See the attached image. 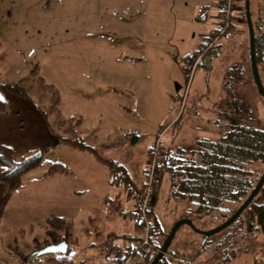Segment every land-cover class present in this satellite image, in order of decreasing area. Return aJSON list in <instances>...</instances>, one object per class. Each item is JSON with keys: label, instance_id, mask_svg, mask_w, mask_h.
Listing matches in <instances>:
<instances>
[{"label": "rangeland", "instance_id": "obj_1", "mask_svg": "<svg viewBox=\"0 0 264 264\" xmlns=\"http://www.w3.org/2000/svg\"><path fill=\"white\" fill-rule=\"evenodd\" d=\"M133 1L0 0V94L20 97L5 87L16 84L25 93L24 98L41 110L44 122L36 131L41 142L38 140L29 151L47 148L42 152L40 166L23 177L19 193L9 201V209L37 208L42 215L37 218L54 215L73 224L67 237L58 234L67 239L71 249L67 253L43 254L40 260L56 257V264H111L110 255L101 253L98 245L109 232L126 231L127 223L115 214V209L126 205L114 200V194H122V189L106 182L101 166L94 178H88L95 167L91 154H78L64 144L53 147L54 134H62L63 127L58 128L57 118L49 112L48 93L39 91L32 82L30 73L35 66L38 76L58 91L59 117H79L76 132L83 141L96 148L101 157L125 164L135 181L141 177L144 151L152 134L151 144L156 133L163 131V149L189 150L197 138L214 139L217 129L213 120L218 112L228 110L227 97L237 98L241 106L252 111L248 112L250 117L264 120V99L251 80L245 20L239 17L236 29L227 30L226 36L219 39L221 50L211 70L201 66L185 71L181 69V59L197 42L198 33L205 35L212 23L208 21L201 30L202 25L193 22L190 13L181 11L178 19L166 13L161 19L163 9L155 5L161 4L159 0H151L154 7L147 10L145 18L140 14L130 20L136 16L135 11L129 15L121 7ZM241 2L239 6L243 8ZM249 8L252 21L261 15L262 24L257 28L263 30L264 0H249ZM233 64L242 69L236 79L225 75ZM24 132L29 134L28 129ZM55 163L64 165L71 174L64 178L53 175L59 180L45 176ZM87 164L91 167L88 172ZM176 186L175 181L162 175L150 208L152 222L156 219L166 233L193 206L187 198H172ZM71 189L77 192L71 193ZM103 195L112 198L115 209L101 206ZM211 211L208 218L192 219L197 229L209 230L225 220L223 209ZM8 217L1 218L5 221ZM43 223L35 225L40 233L35 239L37 249L53 235L50 230L45 235ZM95 226L100 231L98 236L94 235ZM156 237L158 244L163 241V236ZM258 240L264 242V231ZM200 241V235L181 225L169 248L188 252ZM20 243L18 249V243L7 245L0 237V264H23L21 256L28 241ZM259 251L240 253L228 264H252ZM206 256L203 253L188 258L192 264H213Z\"/></svg>", "mask_w": 264, "mask_h": 264}, {"label": "trees", "instance_id": "obj_2", "mask_svg": "<svg viewBox=\"0 0 264 264\" xmlns=\"http://www.w3.org/2000/svg\"><path fill=\"white\" fill-rule=\"evenodd\" d=\"M239 2V4H242L241 0ZM240 8V18L244 21L242 5ZM200 20H202V16H200ZM261 24V15L257 17L255 22L252 21L254 30V57L260 82L264 88V29L257 28ZM232 27L233 25L231 24L229 30H232ZM214 34L215 31L204 38V43H201L202 45L199 49H196L187 57L188 64L186 67L183 66L182 69L185 71L191 69V66L199 57L200 61L196 64L195 68L202 66L208 71L211 70V61L214 57L218 56L221 50L220 42L210 45ZM226 34L227 32L222 37L226 36ZM185 59L183 58V60ZM37 71V67L35 66L30 73L32 82L39 91L48 93L50 96L49 112L57 118L58 128L63 127L61 130L62 134H54L57 142L66 143L73 149L87 151L92 154L98 161L107 166L109 174L112 177L110 178V182L115 185L120 184L126 195L128 191H132V195L129 198L132 203L136 201L142 190L137 189L126 167L119 161L101 157L95 148L83 141V138L76 132V128L81 122L79 117H70L68 119L59 117L58 91L54 86L46 84L38 76ZM225 71L227 78H230L232 75L235 78V75L241 74L242 69L233 64ZM225 83L227 84L226 80L222 86V90H224ZM5 87L12 94L25 97L23 90L16 84ZM227 98L229 101L226 104L228 110L218 112L215 120H213L214 126L217 129L214 139L197 138L195 146L189 150L180 147H166L163 149L161 163L157 167V185L158 181L161 180V176L166 175L170 180L177 183V186L172 191V198H187L193 203V206L184 215V217L191 220L193 218L198 220L208 218L212 213L211 209L217 208L223 209L226 213L223 220L228 218L245 199L252 187L255 186L264 169V120H260L254 116L250 117L248 112L252 113V111L246 109L244 105L241 106L237 98H233V96ZM37 110L41 111L39 108ZM5 112V104L0 98V113ZM42 116L44 117L43 114ZM150 150L151 145L146 151V158L150 155ZM42 151L40 149L36 152L28 151L25 154H16L10 148L0 144V184H2L7 194L18 190L22 184L23 177L40 166ZM68 174L69 170L64 165L55 163L48 168L45 176H65ZM110 207L115 209L113 205ZM120 209L117 208L115 211L120 213ZM150 213L152 214L151 210ZM120 214L122 217L126 216L124 215L125 213L121 212ZM133 222L139 227L135 221ZM192 222L194 223L193 220ZM46 223L51 231L63 233L65 237L73 229L72 221L65 220L62 217L51 216L46 220ZM263 231L264 183L252 202L232 224L209 238L200 236L201 241L198 246L191 248L192 250L188 252L182 251L180 248L175 250L168 248L166 254L156 264L191 263L188 257H198L203 253L207 255L205 259H209L213 264H228L240 253H251L256 249H264V242L258 240V236ZM156 234L163 236L164 239L166 232L160 228L159 222L155 219L152 222L150 232L151 249L143 257H138L139 261H133L131 264L150 263L163 242L157 243L155 240L157 238ZM130 236L128 233H110L99 244V247L108 239H116L120 242L131 244L138 240L139 234L133 237ZM66 240L62 239L63 242H67ZM255 243H257V246H254ZM69 249H71V245L67 244V252ZM39 251L33 250L31 252L30 262L42 256L38 254ZM59 258L63 259V257Z\"/></svg>", "mask_w": 264, "mask_h": 264}, {"label": "crops", "instance_id": "obj_3", "mask_svg": "<svg viewBox=\"0 0 264 264\" xmlns=\"http://www.w3.org/2000/svg\"><path fill=\"white\" fill-rule=\"evenodd\" d=\"M218 1L219 0H159L161 4H158V3L155 4L157 9H163L162 14L160 15L161 19L165 18V16L163 15L164 13L168 15L170 14L171 17H175V19H178V16H180L178 13L179 11H181L183 13L185 12L190 13V16L192 17L193 22L199 23L202 25L201 30L203 29V27H205L204 24L207 23L208 21L212 23V25L207 26V28L205 29V31L207 32V33L205 32L206 33L205 35L198 33L197 42L193 44L189 53L186 54L185 57H183L186 59L185 60H183V58L181 59L182 67L183 66L186 67V65L188 64L187 57L190 54H192L196 49H199V47L205 41L204 38H206V36H208L210 33L215 31L217 27L216 18L218 15V10H217ZM152 6L154 7V3H152L151 0H135L127 4L125 3L121 8L124 9L123 12H127L129 15L133 13V11H135L136 16L129 18L130 20L131 19L133 20L136 17H138V15L140 14L141 15L143 14L142 16L143 18H145L146 15L148 14L147 10L150 11L152 9ZM235 12L236 13H234V20L232 22V25H233L232 29H236V25L239 23L238 20L240 16L239 15L237 16V14L239 13V4H238V10H236ZM199 13H201L202 15L200 14L198 16ZM200 16H202V20H200ZM217 57H214L212 59L211 65L213 63V60L217 59ZM136 60H139V59H136ZM0 98L3 100L5 104V108H6L5 113H0V144L10 148L16 154H19L25 150L29 151L32 147H34L37 143H39L38 140L41 142V139L39 138L40 135L36 133L37 128L41 127L42 122H44V120L41 118V113L37 110L36 107H34V105L30 101H28L27 98L6 97V96H2L1 94H0ZM27 129L29 131V134L28 132H24V130H27ZM152 136L153 134L151 135L150 141H148V146L144 151V158H143L144 165H142L141 167V177L139 178V180L135 181L132 177L130 170H128V167L125 164H123L128 170L134 182L136 183V187L138 190L139 189L142 190L143 188L146 151L151 144ZM51 143L53 147H58L64 144V146L68 147L70 150L76 151L78 154H84V152H87V151H79V150L73 149L66 143L57 142V140H54ZM40 149L45 151L47 148L41 147ZM87 153L90 154L89 152ZM91 156L93 157V160L95 161L94 163L95 167L94 168L89 167V165L92 163H90L89 165L87 164V167H86L87 172H88V168L89 169L91 168V175H88V178L90 179L94 178L93 176L98 174L97 167L101 166V168H103L102 170L106 177V182L110 183V178L112 177L109 174V170L107 166H105L100 161H98L92 154ZM69 174H71L70 170H69ZM49 178L50 179L56 178L55 180H59L58 178L60 177L59 176H49ZM159 183L160 181H158V185H157L158 187H159ZM115 186L117 188L122 189L120 184H116ZM70 192L74 193L77 191L71 189ZM18 193H19V189L18 191L16 190L12 192L11 194H7L2 184H0V237H1V240L7 245H9L10 243H18L17 244L18 249H20L21 247L20 245L21 241L22 242L28 241L26 245V250L23 252L24 254L21 256L23 264H42V263H50V264L55 263L56 264L57 262V260L55 259L56 257H50L45 260H40L41 258L40 256L39 258L35 259L33 262H30V254L33 250L39 251L42 248H45L50 245H55L63 241L61 237L58 236L59 233H54L53 231H51V229L48 227L46 223V220L50 218L51 216L46 217V218L44 216V219L39 218L42 215L39 214V211L37 208L35 210L33 209L24 210V209H19V208L9 209V206H10L9 201L15 198V196H17ZM114 196H116V199L114 200L118 202V205L126 204V205H123L119 211L120 213L121 212L125 213L124 215L126 216L122 217L120 216L121 215L120 213L115 212V214L118 215L119 217L126 219V223H127V226H124L126 231L117 232V233H128L129 235H131L130 237H133L134 235H138L139 227L133 222L134 220L131 218L130 209L132 207V202L129 196L126 195L124 190H122V194L116 193L114 194ZM101 201H102L101 206H104V207L106 206L108 209L111 208L110 207L111 205H113L112 198H108V196L106 195L105 196L103 195L101 197ZM101 211H104V209L101 208ZM152 212H153V208H152ZM3 215H9V217L4 221L1 218ZM37 216L39 217L37 218ZM152 216H154L153 213H152ZM89 220L91 221V219ZM41 221L44 222L43 224L45 225L46 230H47V231H44L45 235L47 236L49 234L48 233L49 230L51 231V233H53V235L52 237H47L49 239L44 244L40 245V247L37 249L35 239L36 240L38 239V237L40 236V233L38 230H36L35 225L39 223L41 224ZM113 221H115V219H113ZM27 228L28 230L27 232H25L24 229H27ZM99 233L100 231L98 227L95 226L94 235L98 236ZM110 233L112 232H109L108 234ZM108 234L105 235V237L103 238V241L107 238ZM65 243L66 245L67 244L70 245L68 242H65ZM98 249L101 252L100 248ZM66 252H67V249H66ZM50 260L51 262H49ZM101 260L106 261L105 258ZM139 260L140 259L137 257L133 258L134 262L139 261Z\"/></svg>", "mask_w": 264, "mask_h": 264}, {"label": "built area", "instance_id": "obj_4", "mask_svg": "<svg viewBox=\"0 0 264 264\" xmlns=\"http://www.w3.org/2000/svg\"><path fill=\"white\" fill-rule=\"evenodd\" d=\"M238 4L239 0L218 1L217 27L210 45L218 42L222 35L229 30L234 20V13L238 10ZM199 61L200 58L198 57L191 66L192 70H194ZM163 135L164 133L161 130L155 135L151 144L150 155L146 158L144 166L145 176L142 192L139 198L132 203L131 207L132 219L139 225L138 240L127 244L116 239H108L99 247L102 253L110 255L111 264H131L135 256L143 257L151 247L152 214L150 213V208L157 191V167L162 160L163 148L161 142ZM127 195L130 197L132 191H128ZM252 264H264V249L259 251Z\"/></svg>", "mask_w": 264, "mask_h": 264}, {"label": "water", "instance_id": "obj_5", "mask_svg": "<svg viewBox=\"0 0 264 264\" xmlns=\"http://www.w3.org/2000/svg\"><path fill=\"white\" fill-rule=\"evenodd\" d=\"M243 12H244V19H245V24L247 28V37H248V61H249V68H250V74H251V80L257 90V93L259 94L260 97L264 98V88L260 82L259 74H258V69L254 57V30L252 26V21H251V15H250V8H249V0H243ZM264 183V169L256 182L255 186L252 187L248 195L245 197V199L240 203V205L235 209V211L228 217L226 218L222 223H220L218 226L209 229V230H199L197 229L192 220L183 217L181 219L176 220L169 231L165 234V237L163 239V242L159 248V250L156 252L155 256L152 258L149 264H156L160 258H162L170 244L171 241L177 231V229L181 225H185L192 229L195 233L200 235L203 238H209L226 227H228L230 224H232L241 214L242 212L247 208V206L252 202V200L255 198V196L258 194L260 188L262 187ZM67 249V245L65 242H60L55 245H50L45 248H43L41 251L38 252V254L43 255L47 253H65Z\"/></svg>", "mask_w": 264, "mask_h": 264}]
</instances>
